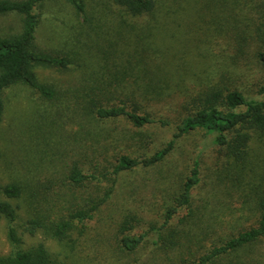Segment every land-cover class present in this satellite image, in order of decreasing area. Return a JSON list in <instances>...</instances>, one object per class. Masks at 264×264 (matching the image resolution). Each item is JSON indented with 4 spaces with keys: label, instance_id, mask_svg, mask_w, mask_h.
I'll return each instance as SVG.
<instances>
[{
    "label": "rangeland",
    "instance_id": "rangeland-1",
    "mask_svg": "<svg viewBox=\"0 0 264 264\" xmlns=\"http://www.w3.org/2000/svg\"><path fill=\"white\" fill-rule=\"evenodd\" d=\"M83 1L85 16L67 0H47L41 7L39 46L72 63L65 69H35L38 80L56 92L52 98L23 83L4 91L0 185L15 180L25 184L27 178L36 177L42 189L61 193L71 200L69 204L78 205L83 202V192L70 183L72 170L87 173L97 166L101 173L113 167L122 153L141 157L145 151L150 154L163 147L194 108L191 98L198 92L228 85L249 97H264V65L254 54L264 49V35L257 33V28L264 29V0H158L153 15L140 17L127 15L113 0ZM20 24L16 13L0 15V35L17 31ZM118 78L121 87L116 84H120ZM112 81L109 89H103ZM119 89L122 96L135 95L131 109L148 103L146 109L157 119H168L169 125L156 122L139 128L123 116L96 121L88 106L100 100L107 103V95L113 96ZM114 99L112 102L119 101L117 96ZM140 132L146 136L140 137ZM211 140L204 131L191 132L179 138L160 166L136 170L128 181L134 179L130 187L139 202L118 196L116 211L109 217L115 227H91L76 248L42 228L33 234L23 232L22 225L18 226L20 243L14 245L7 219H0V255L44 242L66 264H111L110 254L115 253L122 254L120 264H141L144 258L137 261L118 248L119 214L130 211L128 206L141 215L143 208L148 213L153 210L150 217L135 223L134 230L140 232L151 223L159 226L164 207L195 160L202 173L200 191L208 194L209 172L220 161ZM140 180H144L143 186L138 185ZM243 198L242 193L229 191L219 192L218 199L212 200L210 208L215 207L219 215L213 217L216 223L210 221L211 229L202 232L203 239L192 245L196 256L211 241L219 240V235L253 222ZM14 203L19 204V223L32 216L24 199ZM172 225L183 227L178 217ZM151 247L152 243L148 249ZM248 263L264 264V238L250 250Z\"/></svg>",
    "mask_w": 264,
    "mask_h": 264
},
{
    "label": "trees",
    "instance_id": "trees-1",
    "mask_svg": "<svg viewBox=\"0 0 264 264\" xmlns=\"http://www.w3.org/2000/svg\"><path fill=\"white\" fill-rule=\"evenodd\" d=\"M46 1L0 0V15L16 13L21 18L17 31L0 35V123L5 111L3 94L6 89L23 83L43 96L52 98L56 92L38 80L35 69H65L72 63L65 56L43 49L37 42L41 7ZM67 1L79 14L86 15L83 0ZM113 1L124 13L135 17L153 15L158 6V0ZM257 33L264 35V29L257 28ZM254 54L264 65V49H259ZM113 82L115 81L108 86L103 85V89H109ZM119 82L120 84H116L121 87L120 79ZM113 93V96L107 95V103L100 100L93 107L88 106L89 113L94 111L95 114H92L96 121L103 122L123 116L139 128L156 122L163 127L169 125L168 119H157L146 109L148 103L135 105L131 109L129 104L135 99V95L127 93L122 96L121 89ZM116 96L119 101L112 102ZM191 100L194 108L177 124L172 137L163 147L150 154L145 151L146 155L141 157L122 153L116 158L113 167L101 173H97V166L93 172L87 173L81 169L72 170L68 179L76 189L83 192V202L78 205L69 204L71 200L61 193L42 189L36 177L27 178L25 184L15 180L0 185V219H7L8 235L12 243H20L19 225L23 226V232L30 234L42 228L51 237L68 243L72 248L81 244L90 228L97 224H113L115 227L109 217L116 211L118 196L135 204L139 202L130 187L134 179L128 181L133 173L139 169L160 166L172 153L179 138L201 130L212 136L211 141L217 150V159L220 160L209 172L211 190L206 195L200 191L202 173L199 161L195 160L182 184L177 187V192L164 207L159 226L152 224L153 221L150 220L149 228L140 232L134 230L135 223L139 224L145 217H150L155 213L153 210L148 213L143 208L141 215L138 210L128 206L130 211L119 214V221L116 223L118 248L137 261L144 258L141 264H249L250 250L264 238V97H249L239 88L226 85L200 91ZM139 135L146 136L143 132ZM146 145L145 143L144 146ZM1 158L0 147V160ZM125 175H128L126 179ZM144 184V180H140L138 185ZM229 191L243 194L244 209H250L253 222L236 231L219 235V240L211 241L196 256L192 245L203 239L202 232H208L211 222L216 223L213 217L219 215L215 207L210 208L212 200L218 199L219 192L224 194ZM23 199L28 203L29 210H32V216L19 223V204L14 201ZM217 205L218 210L219 203ZM181 211L184 213L180 216ZM176 217L183 227L172 225ZM150 243L153 247L148 249ZM122 261V254L121 257L118 253L110 254L111 264H120ZM0 264L66 263L44 242H38L25 249L17 248L7 255H0Z\"/></svg>",
    "mask_w": 264,
    "mask_h": 264
}]
</instances>
